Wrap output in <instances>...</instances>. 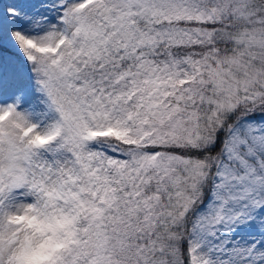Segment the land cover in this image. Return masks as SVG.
I'll return each mask as SVG.
<instances>
[{"label":"snow or ice","instance_id":"snow-or-ice-1","mask_svg":"<svg viewBox=\"0 0 264 264\" xmlns=\"http://www.w3.org/2000/svg\"><path fill=\"white\" fill-rule=\"evenodd\" d=\"M0 264H264V0H0Z\"/></svg>","mask_w":264,"mask_h":264}]
</instances>
